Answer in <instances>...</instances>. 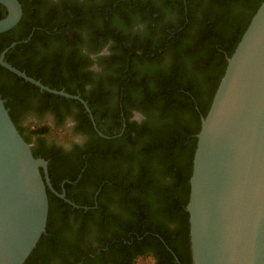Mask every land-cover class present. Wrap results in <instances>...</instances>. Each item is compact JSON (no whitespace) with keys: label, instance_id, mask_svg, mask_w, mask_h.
Returning <instances> with one entry per match:
<instances>
[{"label":"flooded vegetation","instance_id":"af4514ba","mask_svg":"<svg viewBox=\"0 0 264 264\" xmlns=\"http://www.w3.org/2000/svg\"><path fill=\"white\" fill-rule=\"evenodd\" d=\"M17 1L22 15L13 28L0 33V57L45 88L69 95L43 89L0 65V86L11 119L24 139L31 137L32 151L47 162L55 193L64 195L53 192L55 207L65 215L59 212L34 258L24 264H137L149 258L163 264L149 246V233L122 228L116 218L123 214L115 206H109L114 220L101 221L99 193L104 183L95 186L92 180L100 171L95 154L110 148L129 124L144 119L133 108L136 103H123L120 93L139 100L126 89L131 78L133 90L143 82L149 88V30L169 18L155 13L149 21L154 0H125L133 3L123 7L114 0ZM113 9L109 22L106 14ZM110 30L114 38L104 35ZM123 55L137 56L125 74L113 65ZM113 78L123 83H113ZM38 130L42 133L29 136ZM47 132L62 134L64 142L48 138ZM173 262L180 264L178 259Z\"/></svg>","mask_w":264,"mask_h":264},{"label":"trees","instance_id":"16d2710c","mask_svg":"<svg viewBox=\"0 0 264 264\" xmlns=\"http://www.w3.org/2000/svg\"><path fill=\"white\" fill-rule=\"evenodd\" d=\"M114 1L122 7L133 3ZM262 1L154 0L155 4L149 5V21H153L155 13L160 19L169 18L149 30V88L143 82L137 91L133 90L130 85L135 81L131 78L126 89L134 91L139 100L133 101L129 92L120 93L123 103L130 107L136 103L133 108L142 112L144 119L139 124H129L110 148L95 154L100 171L92 184L104 183L99 193L101 221L114 220L109 206H115L123 214L116 218L122 228L136 230L137 235L149 233V246L160 263L174 264L178 259L180 264H191L189 215L185 207L200 119L210 107L227 58ZM114 13L116 9L107 12L109 22L108 14ZM4 16L0 6V19ZM108 32L106 37L116 35L112 30ZM124 55L113 61L119 66L114 69L117 73L132 70L128 62L137 58ZM34 77L40 78L36 74ZM112 82L123 83L122 78H113ZM0 95L3 99L1 86ZM41 133L31 131L29 136ZM30 138L25 139L28 144ZM33 155L39 157L36 152ZM50 180L56 190L51 176ZM47 195L46 233L61 211L55 207L56 198L49 188ZM45 237L44 233L27 262L34 258Z\"/></svg>","mask_w":264,"mask_h":264},{"label":"water","instance_id":"95a60500","mask_svg":"<svg viewBox=\"0 0 264 264\" xmlns=\"http://www.w3.org/2000/svg\"><path fill=\"white\" fill-rule=\"evenodd\" d=\"M0 33L22 15L17 0H0ZM0 65L50 92L9 66ZM185 207L192 264H264V0L200 119ZM55 193L47 162L35 158L0 95V264H24L46 232ZM57 194V193H55ZM64 198V195H59Z\"/></svg>","mask_w":264,"mask_h":264},{"label":"rangeland","instance_id":"374dc122","mask_svg":"<svg viewBox=\"0 0 264 264\" xmlns=\"http://www.w3.org/2000/svg\"><path fill=\"white\" fill-rule=\"evenodd\" d=\"M47 136L48 138L50 139H53V140H57V141H60V142H64V136L62 134H54V133H51V132H47ZM137 264H153L152 260L149 258V261L147 260H140L137 262Z\"/></svg>","mask_w":264,"mask_h":264}]
</instances>
